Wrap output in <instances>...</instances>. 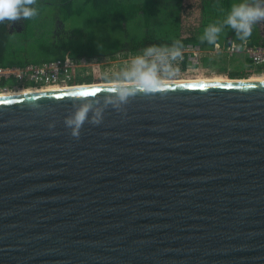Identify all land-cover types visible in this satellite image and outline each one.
<instances>
[{
    "label": "water",
    "instance_id": "obj_1",
    "mask_svg": "<svg viewBox=\"0 0 264 264\" xmlns=\"http://www.w3.org/2000/svg\"><path fill=\"white\" fill-rule=\"evenodd\" d=\"M231 81L1 98L0 264H264V83Z\"/></svg>",
    "mask_w": 264,
    "mask_h": 264
},
{
    "label": "rangeland",
    "instance_id": "obj_2",
    "mask_svg": "<svg viewBox=\"0 0 264 264\" xmlns=\"http://www.w3.org/2000/svg\"><path fill=\"white\" fill-rule=\"evenodd\" d=\"M46 4L38 5V0H35L36 5H33L34 7H37L38 9V15L32 19H35L28 23V29L24 36H26V40L32 41V45H29V51L30 54L35 52V50L39 53L36 54L33 58H36L37 60L41 59H58L63 56L65 51L68 49V47L74 48L75 52L78 54H83L84 51H88L89 54H95V55H103L104 53L116 51L119 50L124 43L127 41H133L135 39H139L142 36H149L155 35V24L153 21V17L151 18L148 14L151 11V9L159 10L160 13L157 18L158 23L163 22L164 16L168 17V15H171L172 13L165 10L167 9V0H162L161 2L155 1V0H115V3L122 6H132L134 8H139L140 6L144 10V15H141L137 17L136 19L128 21L126 24L119 23V22H105L100 23L98 22L97 18L92 12L91 5H84L85 0H74V2L71 4V6L67 7V5L62 4L60 0H45ZM247 0H219L217 2H214V6L217 8L218 6L223 8L224 13V19L220 22L223 25V22L226 20L227 16L231 12L233 5H238L240 3H245ZM195 2V1H194ZM42 6H46L45 10ZM130 7V8H132ZM174 8V12H175ZM162 12L164 14L162 15ZM147 14V15H146ZM173 15V14H172ZM163 16V17H162ZM162 17V18H161ZM174 17V15H173ZM59 18V19H57ZM54 19L59 20L55 21ZM263 23V21L258 22ZM52 24L55 26V46L57 47L58 44L61 43V46H64L63 44H66L64 50L60 51H51L52 45H51V35H47ZM166 23H163V25ZM34 25H43L39 27L40 33L42 32V35H38V32L33 29ZM173 24L169 23V27H172ZM168 27V28H169ZM258 30L257 25L253 26L252 28V34H255V31ZM167 29L162 30V35H167L168 38L172 39L171 32L170 37L168 34ZM222 31L224 34V37H222V42H224V39L230 38L228 34L232 33L235 36V39L239 42L241 41L237 35L235 30L231 29L227 25H223ZM230 32V33H229ZM39 33V34H40ZM62 35L63 39L59 38V35ZM250 37L247 38L246 42H250ZM249 40V41H248ZM253 40V39H251ZM70 42V45L68 46L67 43ZM245 43V42H244ZM45 50H44V49ZM225 59H228L227 57H219L215 60H213V69L216 71V75H202L200 73H192L189 75L181 76L178 78H163V77H153L151 76V79L154 81V83L159 82H166V81H199V80H233L229 78L228 73H221L220 69L222 67H226L227 71L229 72H237L239 67H241V63L239 62L240 58L238 57H232L229 59L228 62ZM36 60V61H37ZM32 60V62H36ZM211 63V64H212ZM226 65V66H225ZM239 66V67H238ZM221 67V68H220ZM134 68V67H133ZM133 68L132 67H121L117 73L111 77V80L109 81H103L100 84H94V85H117L122 83H139L138 80L132 79V81L126 80L125 77L127 76H133ZM228 75V77H226ZM252 78V77H251ZM250 78V79H251ZM254 78H260V77H254ZM243 80V79H240ZM248 80V79H247ZM93 85V84H92ZM93 85V86H94Z\"/></svg>",
    "mask_w": 264,
    "mask_h": 264
},
{
    "label": "built area",
    "instance_id": "obj_3",
    "mask_svg": "<svg viewBox=\"0 0 264 264\" xmlns=\"http://www.w3.org/2000/svg\"><path fill=\"white\" fill-rule=\"evenodd\" d=\"M172 49H158L159 51L154 54L166 55L167 58L157 61V70L153 72V77L178 78L192 73L216 75L213 67L204 64L206 61L213 62L219 57H227L228 60L238 57L240 66L248 75L247 79L251 77L264 78V45L236 43L230 37L224 43H216L213 46L188 44L179 48L181 55L175 59H171L170 56ZM164 50H168V52L165 53ZM138 56H144V53L121 52L111 56L82 57L80 59L65 57L40 64L0 66V95L50 88H78L88 86L81 82L86 78H101L106 82L111 80V77L121 67L133 68V60ZM145 59L150 65L154 57H145ZM144 71L147 72L148 69L145 68Z\"/></svg>",
    "mask_w": 264,
    "mask_h": 264
},
{
    "label": "trees",
    "instance_id": "obj_4",
    "mask_svg": "<svg viewBox=\"0 0 264 264\" xmlns=\"http://www.w3.org/2000/svg\"><path fill=\"white\" fill-rule=\"evenodd\" d=\"M156 1V0H155ZM205 0H197L196 3L191 0H170L167 2V9L166 11H169L174 15H168V17L164 16L163 22H157L158 16H159V10H156V8L151 9L149 12V16L152 18L155 26V35L149 36H142L139 39H135L133 41H127L122 45V47L119 50L111 51L104 53L103 55H95V54H89L88 51L83 50V54H78L75 52L74 48L71 46L68 47V49L65 51L63 56L58 59H63L65 57H71L73 59H80L82 57H103V56H111L115 53H121V52H132V53H145V50L149 47H155L156 49H164V48H173L174 45L176 47L182 48L185 47L188 44H199L204 47L206 46H213L214 44L209 43L207 39H200L199 36L196 34L198 29H207L208 27H203V14H204V7L205 3L203 2ZM74 2V0H66L63 4L67 5V7L71 6V4ZM38 5L44 3L42 0H38ZM87 5H91L92 12L97 18L98 22L105 23V22H119V23H127L130 20L136 19L137 17L144 15V10L140 6L139 8H134L132 6H122L115 3V0H87ZM183 3V6H182ZM195 3V4H194ZM36 5V2L34 3ZM132 7V8H130ZM174 8L175 12H174ZM181 8V9H180ZM220 10L223 9L220 7ZM164 12H162V15ZM147 15V14H146ZM163 17V16H162ZM161 17V18H162ZM35 19H29L27 22H31ZM12 22L10 21H4L3 23H0V66H20L25 65L28 63H45L48 61L58 60V59H41L37 60L36 58L32 59H21L20 53H23L26 51V47L23 46H13L10 44V24ZM27 23V24H28ZM163 23H166L163 25ZM169 23H172L173 26L169 27ZM169 27V28H168ZM167 29L169 37L170 32L172 36V40L168 39L167 35H162V30ZM264 30V25H263ZM204 37V33L202 34ZM222 37L220 36L217 38L216 43L222 42ZM174 38V39H173ZM232 38V37H231ZM228 39V38H227ZM225 40V39H224ZM28 42L29 45H32V41L25 40V42ZM226 41V40H225ZM259 40H257L258 42ZM260 43L256 42H245L246 44L250 45H264V33L262 34V39L260 40ZM26 42V43H27ZM178 42V43H177ZM235 42H239L235 40ZM28 45V46H29ZM28 48V47H27ZM30 48V47H29ZM44 49V48H43ZM66 49V48H64ZM63 49V50H64ZM45 50V49H44ZM36 51V50H35ZM52 51V50H51ZM53 52V51H52ZM36 53H39L36 51ZM32 60L36 62H32ZM228 62V59H225ZM212 62L206 61L204 64L206 66L213 65ZM226 66V65H225ZM239 67V66H238ZM221 68V67H220ZM237 72H229L227 71L226 67H222L220 69L221 73L229 72V78L233 80L237 79H247L248 75L244 72L242 67H239ZM126 80L132 81L131 76L125 77ZM250 79V78H249ZM248 79V80H249ZM104 80L101 78H86L82 79L81 82L85 84H93V83H101Z\"/></svg>",
    "mask_w": 264,
    "mask_h": 264
},
{
    "label": "clouds",
    "instance_id": "obj_5",
    "mask_svg": "<svg viewBox=\"0 0 264 264\" xmlns=\"http://www.w3.org/2000/svg\"><path fill=\"white\" fill-rule=\"evenodd\" d=\"M35 0H0V23L4 21H17L19 19L29 20L38 15L37 7H34ZM259 21H264V0H255V3H240L233 5L231 12L227 16L223 25L229 26L235 30L237 37L246 42L247 38L252 34L253 25ZM221 26H209L205 29L204 37L209 43L216 44L217 38L222 31ZM178 43V42H177ZM218 46V45H217ZM159 50L155 47H149L145 50L144 56H138L133 60V73L132 79L139 81V88L141 91H153L154 81L151 76L157 70V61H163L166 55H154ZM165 53L168 50H164ZM181 55L179 47L174 45L170 51L171 59H175ZM145 57H154L152 63L149 65ZM148 71L145 72L144 69ZM125 93H121V98H124ZM88 107H84L74 117L67 121V125L73 128V136L79 135V129L86 119ZM99 113H97V116ZM94 123H99L95 120Z\"/></svg>",
    "mask_w": 264,
    "mask_h": 264
},
{
    "label": "crops",
    "instance_id": "obj_6",
    "mask_svg": "<svg viewBox=\"0 0 264 264\" xmlns=\"http://www.w3.org/2000/svg\"><path fill=\"white\" fill-rule=\"evenodd\" d=\"M42 1L44 2V3H42V5L46 4L45 0H42ZM60 1L63 4L66 0H60ZM156 1L161 2L162 0H156ZM169 1L170 0H167V2H169ZM191 1H193V2L195 1V3H196L197 0H191ZM217 1H219V0H205V1H203L205 3L204 4L205 5L204 14H203L204 20H203V25H202L203 27H209L212 25L217 26V24H221L220 20L222 21L224 19V13L222 12L223 9L220 10L219 6L216 8L213 4L214 2H217ZM245 3H255V0H247V1H245ZM83 4L87 5L88 4L87 0H85ZM182 6H183V3H182ZM42 7L45 10L46 6H42ZM57 19H59V18H57ZM55 21H59V20L54 19V22ZM259 22H261V21H259ZM27 23H28L27 20L19 19L17 21H13L10 24V31H9V33H10V44H12L13 46H17V47L18 46L26 47V51L19 54L21 59H24V58L25 59H32L37 54L36 51L33 52L32 54H30L29 48H27V47H29L28 46L29 44L27 41H26L27 43L25 42L26 36H24L25 35L24 32H26L28 29ZM55 24H56V22H55ZM255 25H257L258 30L255 31V34H251L249 40H250V42L252 41V42L260 43L261 42L260 40L262 39V34L264 33V30H263L264 21H263V23L257 22L253 26H255ZM41 26H43V25H34L33 26V29L35 31H37L38 35H40V36L42 35V32L40 33V31H39V27H41ZM218 26H220V25H218ZM48 27H50L49 30L51 29V31L50 32L48 31L47 35H49V36L51 35V37H52V39H51L52 40L51 41L52 49H50V50H52V51L63 50L66 47L65 46L66 44H63L64 46H61V43H60V44H58L57 47L55 46V39H56L55 31H54L55 26L52 24V26L48 25ZM204 32H205V29H198V31L196 32V34L199 36V38L201 37L200 38L201 40L203 38L202 34ZM228 35H229V37H232L233 41L235 42L236 39H235L234 34L230 33ZM220 36L224 37L223 31L220 32L218 37H220ZM58 37L63 39L61 34ZM168 39H170V38H168ZM251 39H253V40H251ZM170 40H172V39H170ZM257 40H259V41L257 42ZM224 42H225V40H224ZM224 42H220V43H224ZM236 43H244V42H236ZM67 45L69 46L70 42H68Z\"/></svg>",
    "mask_w": 264,
    "mask_h": 264
},
{
    "label": "bare ground",
    "instance_id": "obj_7",
    "mask_svg": "<svg viewBox=\"0 0 264 264\" xmlns=\"http://www.w3.org/2000/svg\"><path fill=\"white\" fill-rule=\"evenodd\" d=\"M232 82L231 80H197V81H162L159 83H154V84H166V83H179V84H201V83H229ZM245 82H250V83H264V78H254L252 77L251 79L247 80ZM129 84V83H127ZM139 83H133V85H138ZM118 85V84H117ZM92 87H100V85H91ZM103 86V85H102ZM106 86V85H105ZM74 89V88H71ZM71 89H61V88H50V89H44V90H39V91H22L19 93H11V94H3L0 95L1 98H11V97H18V96H27V95H33L37 93H49V92H56V91H63V90H71Z\"/></svg>",
    "mask_w": 264,
    "mask_h": 264
}]
</instances>
